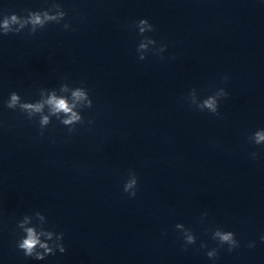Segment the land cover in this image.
I'll list each match as a JSON object with an SVG mask.
<instances>
[{
  "label": "clouds",
  "instance_id": "obj_1",
  "mask_svg": "<svg viewBox=\"0 0 264 264\" xmlns=\"http://www.w3.org/2000/svg\"><path fill=\"white\" fill-rule=\"evenodd\" d=\"M13 19H15V17H13ZM5 27H7V23L5 24ZM13 99H15V97ZM61 107H63V105H61ZM258 139H264V136H258ZM230 238H231V234L222 237V239L224 240H229ZM262 239H264V237H262Z\"/></svg>",
  "mask_w": 264,
  "mask_h": 264
}]
</instances>
